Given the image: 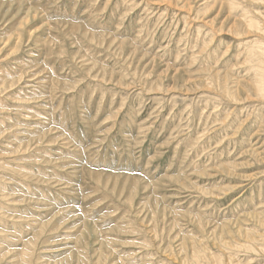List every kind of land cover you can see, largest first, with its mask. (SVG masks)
<instances>
[{"label":"rangeland","instance_id":"obj_1","mask_svg":"<svg viewBox=\"0 0 264 264\" xmlns=\"http://www.w3.org/2000/svg\"><path fill=\"white\" fill-rule=\"evenodd\" d=\"M262 14L0 0V264H264Z\"/></svg>","mask_w":264,"mask_h":264},{"label":"bare ground","instance_id":"obj_2","mask_svg":"<svg viewBox=\"0 0 264 264\" xmlns=\"http://www.w3.org/2000/svg\"><path fill=\"white\" fill-rule=\"evenodd\" d=\"M263 2H264V0H263ZM262 16H263V18H264V15L262 14ZM260 23V22H259ZM259 23L258 22H255V21H249L246 25L247 26H249V27H251V26H253V24H255L256 25V27L257 28H255V29H259V31H260V28H259V26H261V24L259 25ZM263 29H264V22H263ZM258 31V30H257ZM262 34H264V31L262 32ZM261 52H262V54L264 55V52L261 50ZM261 54V55H262Z\"/></svg>","mask_w":264,"mask_h":264}]
</instances>
